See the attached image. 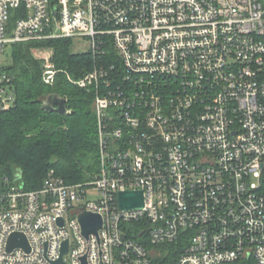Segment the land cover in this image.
<instances>
[{"label": "built area", "instance_id": "built-area-1", "mask_svg": "<svg viewBox=\"0 0 264 264\" xmlns=\"http://www.w3.org/2000/svg\"><path fill=\"white\" fill-rule=\"evenodd\" d=\"M58 39L87 43L93 68L74 78L32 50L46 85L65 73L94 93L100 170L32 191L6 179L0 264H54L66 241L65 264H152L181 240L174 264H264V0H0L1 112L17 101L8 50ZM126 191L144 207L121 209ZM15 233L29 251L8 250Z\"/></svg>", "mask_w": 264, "mask_h": 264}, {"label": "trees", "instance_id": "trees-1", "mask_svg": "<svg viewBox=\"0 0 264 264\" xmlns=\"http://www.w3.org/2000/svg\"><path fill=\"white\" fill-rule=\"evenodd\" d=\"M69 39L14 45L6 70L12 76L17 101L12 109L0 111V185L21 174L27 190L40 189L50 171L68 184L93 181L100 170L94 93L70 83L65 73L56 84L43 82V63L32 49L47 46L54 50L59 69L79 78L94 66L89 53H74ZM50 95L64 98L68 114L42 109ZM182 240L157 246L159 255L152 264H174L184 253Z\"/></svg>", "mask_w": 264, "mask_h": 264}, {"label": "water", "instance_id": "water-1", "mask_svg": "<svg viewBox=\"0 0 264 264\" xmlns=\"http://www.w3.org/2000/svg\"><path fill=\"white\" fill-rule=\"evenodd\" d=\"M42 109L48 113H57L60 115L68 114L69 109L67 102L64 98L58 95H50L44 102H42ZM20 176V175H19ZM18 176V178H19ZM120 207L123 210H136L144 207V194L143 191H126L119 194ZM79 221L81 228H83V234L86 237L90 235H98L99 230L103 224V219L101 215L83 212L79 216ZM64 220L60 219L59 224L63 225ZM8 250L13 251L17 247L24 248L25 250H30V245H28L26 237L21 233H15L12 235L8 241ZM69 243L64 242L61 259L54 264H65L63 261V255L68 252Z\"/></svg>", "mask_w": 264, "mask_h": 264}, {"label": "rangeland", "instance_id": "rangeland-1", "mask_svg": "<svg viewBox=\"0 0 264 264\" xmlns=\"http://www.w3.org/2000/svg\"><path fill=\"white\" fill-rule=\"evenodd\" d=\"M87 49H88L87 43H84V42L73 43L71 46V50L74 53H83ZM10 52H11V49L8 50V55L3 57L4 58L3 60L6 62V64L9 63V61H10ZM32 53H33V50H32ZM33 55H34V53H33ZM35 59H37V58H35Z\"/></svg>", "mask_w": 264, "mask_h": 264}]
</instances>
